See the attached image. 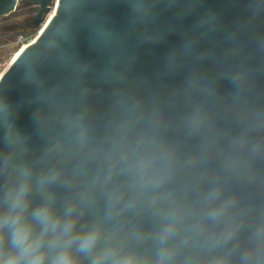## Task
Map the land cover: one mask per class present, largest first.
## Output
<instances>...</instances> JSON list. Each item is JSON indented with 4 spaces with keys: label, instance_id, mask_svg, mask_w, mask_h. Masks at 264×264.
Segmentation results:
<instances>
[{
    "label": "water",
    "instance_id": "1",
    "mask_svg": "<svg viewBox=\"0 0 264 264\" xmlns=\"http://www.w3.org/2000/svg\"><path fill=\"white\" fill-rule=\"evenodd\" d=\"M24 4L36 8L31 25L43 27L0 77L14 108L10 132L0 122V197L28 166L30 209L50 194L58 216L76 207L77 231L102 229L100 248L149 255L152 242L133 233L152 232L155 218L143 206L109 217L108 195L121 203L132 195L121 156L130 162L163 146L175 160L165 190L189 212L186 225L204 229L177 260L208 264L231 252L236 264L264 226V0H0V18ZM6 134L22 141L6 143ZM49 170L60 178L41 191ZM212 187L217 204L234 202L218 221L205 216L202 197ZM229 229L236 238L213 247Z\"/></svg>",
    "mask_w": 264,
    "mask_h": 264
},
{
    "label": "clouds",
    "instance_id": "2",
    "mask_svg": "<svg viewBox=\"0 0 264 264\" xmlns=\"http://www.w3.org/2000/svg\"><path fill=\"white\" fill-rule=\"evenodd\" d=\"M132 10L141 13L142 5L133 4ZM13 109L8 98L0 93V122L9 132L13 126L10 122ZM199 125L200 122L193 119L189 128L194 131ZM4 139L6 143L22 141L19 135L10 137L6 134ZM75 139L81 147L86 144L82 133H77ZM119 162L124 164L121 171L133 176L132 195L121 203L120 196L110 193L108 215L119 216L125 211L145 207L155 218L157 226L150 233L136 231L133 236L138 241L152 242L153 250L149 255L116 243L100 248L104 239L102 229L93 226L77 231L74 219L76 207L69 205L63 216H58L53 206L54 197L50 194H46L42 204L30 209L31 170L22 166L18 170L20 180L17 185L0 197V264H82L80 257L89 258V264H193L192 257L179 261L177 255L181 247L198 239L204 229L186 225L189 212L177 201L174 193L165 190V185L173 180L175 174L172 153L160 146L154 155L137 157L130 162L126 156H121ZM196 163L195 158L186 161L188 166ZM115 171V166L108 170L105 184ZM59 178L58 171L49 170L38 179L37 184L43 191L45 186L56 183ZM220 194L218 187H212L203 194L205 216L210 221H218L234 203L226 200L217 204ZM35 226H38V231ZM235 238L236 230H226L213 241L212 246L226 244ZM208 264H232L231 252L212 257ZM236 264H264V226L253 234Z\"/></svg>",
    "mask_w": 264,
    "mask_h": 264
},
{
    "label": "rangeland",
    "instance_id": "3",
    "mask_svg": "<svg viewBox=\"0 0 264 264\" xmlns=\"http://www.w3.org/2000/svg\"><path fill=\"white\" fill-rule=\"evenodd\" d=\"M26 22L22 17H16V14L0 18V74L9 67L10 62L22 46L34 41L42 30L43 25L39 27L30 24L25 26ZM17 24L22 27L14 30L7 29Z\"/></svg>",
    "mask_w": 264,
    "mask_h": 264
},
{
    "label": "trees",
    "instance_id": "4",
    "mask_svg": "<svg viewBox=\"0 0 264 264\" xmlns=\"http://www.w3.org/2000/svg\"><path fill=\"white\" fill-rule=\"evenodd\" d=\"M36 13V8L30 5H20L16 12L12 13L13 15L16 14V17H22L23 21L29 22L31 25V21ZM11 15V14H10Z\"/></svg>",
    "mask_w": 264,
    "mask_h": 264
},
{
    "label": "bare ground",
    "instance_id": "5",
    "mask_svg": "<svg viewBox=\"0 0 264 264\" xmlns=\"http://www.w3.org/2000/svg\"><path fill=\"white\" fill-rule=\"evenodd\" d=\"M10 63H11V62H10ZM7 67H8V65H7ZM6 70H7V69H5V71H6ZM3 72H4V71H3ZM2 74H3V73L0 74V77H1Z\"/></svg>",
    "mask_w": 264,
    "mask_h": 264
},
{
    "label": "flooded vegetation",
    "instance_id": "6",
    "mask_svg": "<svg viewBox=\"0 0 264 264\" xmlns=\"http://www.w3.org/2000/svg\"><path fill=\"white\" fill-rule=\"evenodd\" d=\"M27 23H28V24H27V25H25V26H28V25H29V22H27ZM25 26H24V27H25Z\"/></svg>",
    "mask_w": 264,
    "mask_h": 264
}]
</instances>
